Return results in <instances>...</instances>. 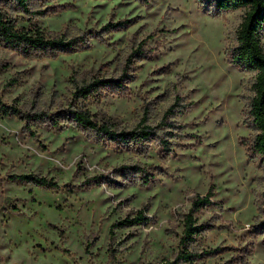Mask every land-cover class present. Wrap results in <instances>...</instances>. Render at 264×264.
Instances as JSON below:
<instances>
[{
  "label": "rangeland",
  "instance_id": "rangeland-1",
  "mask_svg": "<svg viewBox=\"0 0 264 264\" xmlns=\"http://www.w3.org/2000/svg\"><path fill=\"white\" fill-rule=\"evenodd\" d=\"M0 4L19 26L36 25L78 45L55 57L0 45L2 102L45 101L57 93L67 104L75 81L119 77L143 41V53L131 60L136 78L128 91L105 90L85 103L96 119L132 130L147 106L156 124L176 95L192 102L176 116L184 138H174L178 143L167 152L152 142L145 155L68 122L32 125L33 136L24 120L0 112L1 264L157 263L178 250L183 215L211 186L220 205L199 214L215 226L200 246L216 252L197 264H264V236L251 231L264 163L248 153L255 129L245 114L256 73L228 59L243 10L216 14L208 0H36L31 13ZM114 23L120 24L108 27ZM136 164L154 174L147 185L129 169ZM31 173L60 188L11 178ZM99 177L101 184L83 185ZM140 209L149 222L113 228ZM240 256L244 263L231 261Z\"/></svg>",
  "mask_w": 264,
  "mask_h": 264
},
{
  "label": "trees",
  "instance_id": "trees-1",
  "mask_svg": "<svg viewBox=\"0 0 264 264\" xmlns=\"http://www.w3.org/2000/svg\"><path fill=\"white\" fill-rule=\"evenodd\" d=\"M3 4L11 3L13 8L20 11L33 12V4L36 0H1ZM147 1V0H143ZM216 14L229 10H243L244 16L239 25L235 44L228 51V59L239 67L256 73L253 83V95L250 98L245 114L255 129V134L248 144V153L253 158H259L264 163V0H208ZM6 2V3H4ZM37 13V12H36ZM42 14V12H38ZM120 24V23H119ZM119 24H110L108 27H118ZM75 39H65L63 36H55L47 33L38 26H19V21L8 8L0 4V45L5 48L18 51L25 56L55 57L60 52H68L75 49ZM77 45V46H76ZM145 41L141 42L128 58L129 66L119 77L92 76L86 81H75L72 99L63 104L57 93L49 96L48 100L32 99L29 103L6 104L0 99V112L6 115L17 116L24 120V131L36 136L31 130L32 125H49L61 127L68 122L79 127L98 138L110 140L120 148L134 151L139 154H147L151 143L155 142L163 151H171L176 145L174 138H184L183 125L178 123L176 116L179 112L185 113L191 101L182 95H176L172 104L168 107L163 117L156 124L149 122L150 107L144 108V115L137 126L132 130H118L109 122H100L96 119V113L88 108L85 103L91 99H100L104 91L120 94L126 93L128 85L136 76L130 72L134 70L132 59H138L143 53ZM131 64V65H130ZM42 101V102H41ZM44 103V104H43ZM181 131V132H179ZM136 169L140 173L142 182L147 185L154 174L141 164L132 165L129 169ZM12 179L21 182H31L49 189L60 188V185L42 175L25 174L13 175ZM103 177L86 179L83 185H97L102 183ZM220 205L215 199V186H211L205 194H197L192 200L191 208L183 215V232L180 237L178 250L171 256L165 257L157 263L145 264H197L199 261L213 255L216 251L203 248L200 240L203 235L215 228L212 222H201L199 214L211 206ZM18 209L17 206H14ZM259 214L255 217L251 231L264 236V193L258 207ZM151 216L145 209H140L136 215L117 220L113 228H126L147 223ZM242 259L243 256L233 258L231 261ZM233 263V262H231ZM1 264V262H0Z\"/></svg>",
  "mask_w": 264,
  "mask_h": 264
}]
</instances>
